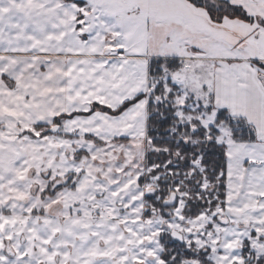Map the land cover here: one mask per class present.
<instances>
[{
	"label": "snow or ice",
	"instance_id": "1",
	"mask_svg": "<svg viewBox=\"0 0 264 264\" xmlns=\"http://www.w3.org/2000/svg\"><path fill=\"white\" fill-rule=\"evenodd\" d=\"M0 264H264V0H0Z\"/></svg>",
	"mask_w": 264,
	"mask_h": 264
}]
</instances>
